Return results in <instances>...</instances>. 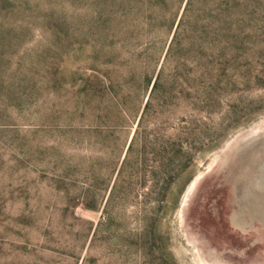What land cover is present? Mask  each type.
<instances>
[{"label":"rangeland","instance_id":"rangeland-1","mask_svg":"<svg viewBox=\"0 0 264 264\" xmlns=\"http://www.w3.org/2000/svg\"><path fill=\"white\" fill-rule=\"evenodd\" d=\"M177 9L0 0V264H264V0L229 33L225 69L200 77L197 43L170 61L187 89L156 101L110 197Z\"/></svg>","mask_w":264,"mask_h":264},{"label":"trees","instance_id":"trees-1","mask_svg":"<svg viewBox=\"0 0 264 264\" xmlns=\"http://www.w3.org/2000/svg\"><path fill=\"white\" fill-rule=\"evenodd\" d=\"M251 1L253 0H177L178 9L172 14V27H175V29H173V36L170 44H168L164 60L161 63L157 75H155L154 79H148L147 81L148 85H152V89L149 92L145 106H143L136 134L133 136L130 146L125 153L121 167L118 169L116 180L111 187L110 197L115 195L121 183L124 181L123 177L127 167L131 164V157L135 152H138L135 144L136 138L139 136V126H141V123L150 115L154 106H156V101L165 103L172 96H175L174 92L181 95L184 94V91L187 89L183 83L177 82V77H166V70L170 61L176 58L177 70L183 69V67L186 66V61H188L187 52L191 49L192 45L197 43L196 46L201 59V61H199L201 70L200 77H203L207 72L211 74L214 69L220 68L217 67L216 62L220 61V66L228 62L230 49L234 45V42L230 40L229 33L234 30V25L236 27L242 25L244 21V12L250 9ZM180 10L182 11L181 13ZM211 26L213 27L212 32L214 40H216V45H214L209 52L205 47V39L208 36ZM189 32L194 33L196 38L187 42L185 36L186 33ZM225 66L226 65H223L221 69H225ZM172 140L171 144L177 146V140H175V138ZM167 142L168 141L162 142L164 157L165 154L168 153ZM140 151V154L143 155V153L147 151L146 146L143 145ZM185 153L186 151L182 144L178 143V149L175 150L171 156L179 160V164H182L181 162ZM162 166L165 167V169L161 172H167L166 168H168V165L164 164ZM186 168L187 164L183 165L181 169L178 170L176 179H178L179 175ZM170 193V187H161L158 193L161 197L160 200L166 201Z\"/></svg>","mask_w":264,"mask_h":264}]
</instances>
